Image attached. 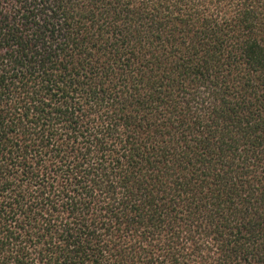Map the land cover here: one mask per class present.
Listing matches in <instances>:
<instances>
[{
	"label": "trees",
	"instance_id": "16d2710c",
	"mask_svg": "<svg viewBox=\"0 0 264 264\" xmlns=\"http://www.w3.org/2000/svg\"><path fill=\"white\" fill-rule=\"evenodd\" d=\"M0 264H264V0H0Z\"/></svg>",
	"mask_w": 264,
	"mask_h": 264
}]
</instances>
